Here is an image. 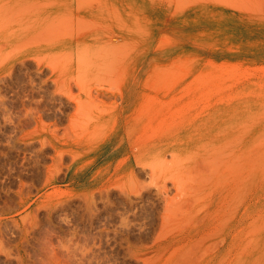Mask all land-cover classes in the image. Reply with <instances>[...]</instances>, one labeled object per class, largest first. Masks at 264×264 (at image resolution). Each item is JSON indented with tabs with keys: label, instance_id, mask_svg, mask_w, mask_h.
<instances>
[{
	"label": "rangeland",
	"instance_id": "obj_1",
	"mask_svg": "<svg viewBox=\"0 0 264 264\" xmlns=\"http://www.w3.org/2000/svg\"><path fill=\"white\" fill-rule=\"evenodd\" d=\"M7 2L0 264H264V0Z\"/></svg>",
	"mask_w": 264,
	"mask_h": 264
},
{
	"label": "bare ground",
	"instance_id": "obj_2",
	"mask_svg": "<svg viewBox=\"0 0 264 264\" xmlns=\"http://www.w3.org/2000/svg\"><path fill=\"white\" fill-rule=\"evenodd\" d=\"M9 1V0H8ZM3 3H5L4 5H1L0 6V23H1V26L0 27H2V25H4L3 27L5 28V29H9L11 26H12V24H13V22H14V20H15V18H14V16H13V7H6L5 5H6V3L7 4H9L8 2H7V0L6 1H4V2H2L1 4H3ZM11 4V3H10ZM9 4V5H10ZM13 4V3H12ZM21 5V4H20ZM19 4H18V6H20ZM25 5V4H24ZM8 6V5H7ZM10 6H12V5H10ZM22 6V5H21ZM1 7H5V9H3V8H1ZM16 7H17V5H16ZM11 8H12V13H11ZM4 11H3V10ZM20 14V13H19ZM19 16V15H18ZM18 16H17V18H18ZM17 20V19H16ZM15 20V21H16ZM24 20V19H23ZM18 21H19V19H18ZM17 22V21H16ZM22 22V21H21ZM21 22H20V24H21ZM88 21H85L84 23H83V25L85 24V26H84V28L86 27V25L88 24L87 23ZM22 25V24H21ZM23 26V25H22ZM20 27V26H19ZM88 27L91 29L92 27L90 26V25H88ZM87 27V28H88ZM21 28V27H20ZM86 29V28H85ZM89 29V30H90ZM93 29V28H92ZM91 29V30H92ZM94 30V29H93ZM15 31V30H14ZM24 31V30H23ZM26 31H27V29H26ZM88 31V30H87ZM16 32V31H15ZM13 33V32H12ZM22 35V34H21ZM29 36V35H28ZM30 37V36H29ZM118 37L119 36H117V35H113V37H112V39H115V40H117L118 39ZM30 39V38H29ZM106 38H103L102 40H105ZM111 39V40H112ZM101 43H99V45H106L107 43H109V42H104V41H100ZM4 44V43H3ZM13 71V70H12ZM9 75L11 76V71L9 70ZM104 75V73L103 72H100V73H98V74H96L95 76L97 77V80L100 82L98 85H95V87H92V86H89V85H87V84H85L84 82H85V80L86 79H81V80H78V82H76V84L77 85H79L78 87H79V89H80V95L77 97V98H72L71 97V95H67V97L69 98V99H71V100H74L73 102H74V104H75V107H76V110H77V112H76V115H79V113H83L86 117H88V118H90L91 120H94L95 118H97V119H101V118H105L106 116H110V117H112V116H114V117H116L117 118V116H119L120 117V115L122 114V117H120V118H122V119H125L126 121H127V119H126V117L124 116V115H126V114H128V113H131V115L132 116H134L133 118H132V121L133 122H136L138 119H140L141 118V115H143V110L139 107V108H137V106L139 105H134V107L133 108H131V105H128V106H123L122 107V109H120L117 105H110V104H108L107 102H106V98H111V97H115L116 99H121L122 101H125V99H127V95H130V98L131 97H133V95H135V93H134V91L132 92V91H123L122 89H118V91L115 93V94H113V93H109V92H107V90L106 89H104V84H103V82H106V81H108V79H109V76H103ZM10 76H8V74H7V77L8 78H12V77H10ZM1 78V77H0ZM6 78V77H5ZM5 78H1V79H4V80H6L7 81V79H5ZM9 80V79H8ZM3 81V80H2ZM2 83H4V82H2ZM59 85V84H58ZM58 87V86H57ZM69 87V86H68ZM60 87H58L57 89H59ZM1 89V88H0ZM68 89H70V88H68ZM84 97H87V99L85 98V100H84ZM1 98V97H0ZM100 98V99H99ZM97 99H99V100H97ZM2 101V100H1ZM121 101V102H122ZM4 105V104H3ZM183 107V106H182ZM181 108V107H180ZM174 109H176V108H174ZM144 111H146V110H144ZM175 113H176V111H174ZM27 113L30 115H32V113H33V109H31V110H29V111H27ZM179 114H181V113H179ZM75 115V116H76ZM75 116L74 117H72V119H74L75 118ZM172 117V116H171ZM175 117V116H174ZM182 117V116H181ZM183 120V119H182ZM138 134V133H137ZM118 134H115V137L117 136ZM131 135H132V132H131ZM142 135V134H141ZM135 138V139H134ZM141 138H144V137H142L141 136ZM139 138H137V140H138ZM136 140V136L135 137H133V135H132V139H130V141H124L123 142V144H127V146H128V148H137L138 150H141L142 149V146H144V144H141V143H139L140 141H137ZM143 142V141H142ZM59 155V154H58ZM60 156V155H59ZM58 156V157H59ZM160 161H157V163H159ZM157 163L156 164H154V162H153V164H152V170L153 171H155V167L157 166ZM156 165V166H155ZM159 165V164H158ZM70 168H68V170H69ZM175 184H177V182L175 181L174 182ZM109 190V189H108ZM101 192H103V191H101ZM105 192H107V191H105ZM108 192H111L110 190L108 191ZM109 194V193H108ZM133 206V204H131V207Z\"/></svg>",
	"mask_w": 264,
	"mask_h": 264
}]
</instances>
